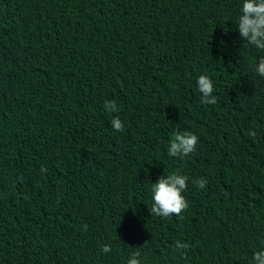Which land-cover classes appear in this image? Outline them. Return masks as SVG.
I'll use <instances>...</instances> for the list:
<instances>
[{
  "label": "trees",
  "instance_id": "16d2710c",
  "mask_svg": "<svg viewBox=\"0 0 264 264\" xmlns=\"http://www.w3.org/2000/svg\"><path fill=\"white\" fill-rule=\"evenodd\" d=\"M243 2L0 0V264H127L135 251L142 264H252L264 50L240 37ZM205 74L215 105L201 103ZM182 132L196 150L170 157ZM174 172L189 178L187 210L151 216L152 183Z\"/></svg>",
  "mask_w": 264,
  "mask_h": 264
},
{
  "label": "clouds",
  "instance_id": "9594fccd",
  "mask_svg": "<svg viewBox=\"0 0 264 264\" xmlns=\"http://www.w3.org/2000/svg\"><path fill=\"white\" fill-rule=\"evenodd\" d=\"M238 32L240 37L247 42V45L253 46L256 49L264 50V0H244L239 16ZM256 71L260 76H264V57H261L256 65ZM197 87L202 94L201 103L207 105H215L217 97L213 95L215 88L214 82L208 75H200L197 79ZM107 111L119 112V108L115 101H106L104 105ZM112 127L117 131H124V124L116 116L111 121ZM250 136H255L256 133L250 132ZM198 137L191 132L177 133L170 140L168 146V155L170 157L184 158L189 156L196 150ZM45 172V168H41ZM188 177L186 175L174 172L166 177L162 175L156 183H152V206L149 209L151 216L167 218L171 215L180 216L182 212L188 208V201L183 193L187 189ZM197 186L203 189L207 180L204 178L195 182ZM87 230V225H84ZM189 245L177 241L176 249H188ZM102 251L107 254L111 251V247L105 245ZM184 254L183 252L181 253ZM141 253L135 251L128 259L127 264H142L139 259ZM252 264H264V250L253 253Z\"/></svg>",
  "mask_w": 264,
  "mask_h": 264
}]
</instances>
